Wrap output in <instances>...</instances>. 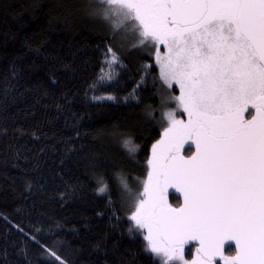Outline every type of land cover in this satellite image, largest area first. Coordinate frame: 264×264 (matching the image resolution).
<instances>
[{"label": "snow or ice", "instance_id": "1", "mask_svg": "<svg viewBox=\"0 0 264 264\" xmlns=\"http://www.w3.org/2000/svg\"><path fill=\"white\" fill-rule=\"evenodd\" d=\"M30 7L35 12L42 5L33 0ZM62 7H50L49 23L61 18ZM82 11L107 30L97 48L109 81L126 67L125 44L154 59L137 69L140 81L129 97L141 103L136 93L151 77L159 104H145L143 112L162 129L151 145L146 178H134L136 188L123 170L113 174L111 185L93 174L95 191L107 198L98 215L107 214L118 228V214L126 209L128 234L142 238L156 264H217V258L264 264V0H85ZM114 135L135 158V139ZM97 163L90 157V167ZM169 188L182 197L178 206L169 203ZM31 239L40 245L36 235ZM193 244L198 246L186 259ZM226 245L234 255L224 254ZM40 247L47 264H73L72 253L58 254L62 241Z\"/></svg>", "mask_w": 264, "mask_h": 264}, {"label": "trees", "instance_id": "2", "mask_svg": "<svg viewBox=\"0 0 264 264\" xmlns=\"http://www.w3.org/2000/svg\"><path fill=\"white\" fill-rule=\"evenodd\" d=\"M32 2L0 0L11 5L0 6V264H47L40 245L58 241V254L72 253L73 264H156L142 238L128 234L126 210L118 214V228L107 214L98 215L107 198L95 191V177L111 185L120 170L143 175L151 145L160 138L159 125L143 112L145 104H159L152 78L136 93L141 103L129 97L140 81L137 69L154 60L124 48L126 67L109 81L97 48L107 30L84 15L85 0H39L35 12ZM57 3L64 5L57 9L63 15L49 23V9ZM116 132L140 145L135 158L122 149ZM92 156L95 168L89 166ZM168 201L180 203L174 194ZM194 251V245L186 248L185 257ZM225 255L234 251L227 247Z\"/></svg>", "mask_w": 264, "mask_h": 264}, {"label": "rangeland", "instance_id": "3", "mask_svg": "<svg viewBox=\"0 0 264 264\" xmlns=\"http://www.w3.org/2000/svg\"><path fill=\"white\" fill-rule=\"evenodd\" d=\"M117 42V46H119V44H120V41L118 40V41H116ZM116 45V44H115ZM125 49H129V46L127 45V44H125ZM161 52H163L164 51V49H163V47H161ZM154 60V59H153ZM174 94H176V95H179V89H178V87L177 88H174ZM173 107L175 106V105H172ZM158 119L157 120H159L160 119V113L158 112V117H157ZM161 129V128H160ZM162 130V129H161ZM160 139V138H159ZM184 154V153H183ZM186 154H188V153H186ZM151 155V154H150ZM185 155V154H184ZM145 171H144V173H143V175H139V176H137V175H135V174H132L131 175V177H129V183H130V185L133 187V188H136L137 187V185H136V183H135V179L134 178H136V177H139V178H141V179H145L146 178V174H147V163H146V165H145V169H144ZM178 206V205H177ZM126 210V209H125ZM126 212H127V210H126ZM186 258V257H185ZM192 258V254H191V256L190 257H188V258H186V259H191Z\"/></svg>", "mask_w": 264, "mask_h": 264}, {"label": "water", "instance_id": "4", "mask_svg": "<svg viewBox=\"0 0 264 264\" xmlns=\"http://www.w3.org/2000/svg\"><path fill=\"white\" fill-rule=\"evenodd\" d=\"M195 149L193 148V151H194ZM168 194H174V195H176L178 198H179V200H180V203H182V197L180 196V194L174 189V188H169L168 189ZM179 203V204H180ZM193 245H195V244H193ZM191 246V245H190ZM198 245H195V247H197ZM226 248H227V245L225 246V250H226ZM225 254V253H224ZM220 259L219 258H217V261H219Z\"/></svg>", "mask_w": 264, "mask_h": 264}, {"label": "flooded vegetation", "instance_id": "5", "mask_svg": "<svg viewBox=\"0 0 264 264\" xmlns=\"http://www.w3.org/2000/svg\"><path fill=\"white\" fill-rule=\"evenodd\" d=\"M177 118H178V119H186V115H185V116H180L179 114H177ZM184 154H185V155H188L189 153L186 154V153L184 152ZM168 195H170V194H168ZM190 247H191V246H188V247H186V248H190ZM194 247H195V245H194Z\"/></svg>", "mask_w": 264, "mask_h": 264}]
</instances>
